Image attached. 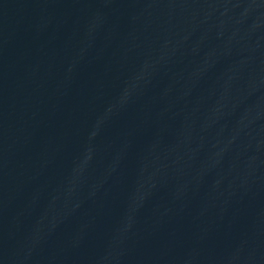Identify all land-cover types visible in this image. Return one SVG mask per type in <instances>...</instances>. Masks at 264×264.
Instances as JSON below:
<instances>
[{"label":"water","instance_id":"1","mask_svg":"<svg viewBox=\"0 0 264 264\" xmlns=\"http://www.w3.org/2000/svg\"><path fill=\"white\" fill-rule=\"evenodd\" d=\"M0 264H264V0H0Z\"/></svg>","mask_w":264,"mask_h":264}]
</instances>
